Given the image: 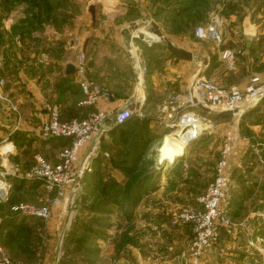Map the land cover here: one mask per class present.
I'll use <instances>...</instances> for the list:
<instances>
[{
	"label": "rangeland",
	"instance_id": "rangeland-1",
	"mask_svg": "<svg viewBox=\"0 0 264 264\" xmlns=\"http://www.w3.org/2000/svg\"><path fill=\"white\" fill-rule=\"evenodd\" d=\"M157 1L0 0V27L8 20L13 21L21 26L20 38L26 40L29 49L43 47L51 64L60 63V66L68 62L75 67L72 81H63L62 88H68L72 82L69 87L78 93L82 83H92L106 92L93 108L80 106L85 98L78 94L72 105L75 110L83 109L80 117L94 109L106 110L99 105L119 99L120 95L110 87L114 82L131 85L134 91L129 103L135 113L131 119L132 131L127 134L116 126L95 150L86 145L73 165L70 184L61 194L48 192L42 182L29 179L37 165L34 158L25 174V191L15 193L18 189L14 185L13 199L10 192L6 199L0 200V248L12 261L20 264H264V127L256 141L250 128L244 131L254 108L240 115L202 109L200 115L205 126L191 130L206 127V131L201 130L191 141H186L184 156L170 163L161 156L164 142L170 137L163 125L165 116L177 101L191 93L198 76L181 92L176 87L177 91H171L169 85L161 89L162 84L156 85L157 90L147 99L143 96L136 99L140 85L136 86L135 79L140 72L147 75L152 63L162 64L159 58L169 56L166 40L186 44L196 64H201V74L207 64L212 67L220 60L223 67L219 74L206 76L219 89L244 91L253 78L264 84V64L260 65L257 59L264 57V47L252 54L251 48L245 47L247 43L243 39L234 42L231 33L236 24L241 26L248 6L244 0H180L177 5L178 0H173L180 13L177 14L166 11L165 0ZM236 14V19H232ZM17 20L20 22L15 23ZM213 23L222 30L219 45L197 37L198 29H207ZM132 24L144 27L133 33L130 58L116 34ZM155 29L162 36L150 31ZM36 35L38 39L33 38ZM41 36L44 38L40 39ZM232 45H236L233 50ZM226 51L231 53L229 59H223ZM245 59L248 73L242 74L239 65ZM238 73L240 79H230L231 74ZM5 86L1 80L0 89ZM108 96L109 99L104 98ZM263 101L264 98L259 105ZM148 103L150 107L145 110ZM53 106L60 107L63 121L73 120L63 115L61 104L49 102L45 103L47 120ZM252 122L264 125V113L255 116ZM185 134L176 140L183 142ZM229 136L235 144L228 161L229 184L220 211L228 212L231 221L219 227V238L195 258L190 247L197 235V224L186 218H200L203 208L198 202L217 178L221 150ZM37 154L52 165L60 163V152L51 157ZM238 171L243 173L241 179L236 175L239 176ZM138 182L140 185L136 186ZM246 190L254 191L257 199L249 201L251 194L235 197ZM43 208L49 211L47 217L33 213Z\"/></svg>",
	"mask_w": 264,
	"mask_h": 264
},
{
	"label": "crops",
	"instance_id": "crops-1",
	"mask_svg": "<svg viewBox=\"0 0 264 264\" xmlns=\"http://www.w3.org/2000/svg\"><path fill=\"white\" fill-rule=\"evenodd\" d=\"M153 1L158 2L157 0ZM149 2H151V0H147V3ZM165 2L168 4L166 5L168 9L166 11H174L180 14L177 12V6H174L173 0H165ZM244 2L248 7H246L247 12L243 15L242 24L240 27L236 24L235 27L231 28V33L234 42L243 39L245 44L247 43L245 47L251 48L250 51L253 54V52L261 51V48L264 47V0H244ZM179 3L180 0L176 1L175 5ZM236 16L237 14L234 15L232 19H236ZM18 22H20V20H17L15 23ZM20 29L21 26L14 24L11 20H8L5 26L0 27V81L3 80L6 83V86L0 89V179L10 184L9 193L11 192L12 195H10L12 199L14 196V185L18 189L15 193L25 191V174L33 165V159L37 153H41L47 157L57 156V154L65 148V140L44 139L41 135L42 125L48 117L45 103L61 104L63 115L69 119V117L74 114L73 110L75 109L72 103L73 101L75 102L76 96L79 94V96L84 99V95L80 88L77 93L74 88L72 89L69 87L74 83L71 82V85L68 84V88H62L63 81H72L73 75L70 76L66 74V68L70 64L66 62L58 66L60 63H56L55 66L47 60V50H44L43 47H31L29 49L25 44L26 40L23 38L22 41V38H20L21 34L19 35L18 32ZM45 33L46 32H44V34ZM116 37L118 43L122 44L128 57L131 58L129 50H127L124 43L123 31L119 29ZM33 38L38 39V36L36 35ZM43 38L44 37L41 36L40 39ZM170 43L177 48L191 52V49L185 46L186 44L182 45L174 41ZM235 46L232 45L230 49H235ZM167 51L169 53L167 58H159L161 61L159 63L162 64H158V62L152 63L150 72L147 75H140L135 79L136 86L138 87V85H140L137 89L139 95L136 98L137 100L142 96L143 99H147L148 95H152V93L157 90L156 85L163 84L161 89L169 85L173 88H169L171 91L178 90V92H181L193 78L201 73V64H196V59L194 61L180 60L172 55L169 47H167ZM257 59H259L260 65L264 64V57H259ZM219 61L220 60L217 59L215 64H212L213 68L207 64L205 69L210 67V70L204 69L202 75L205 77H216L223 67ZM157 68L162 69L157 70ZM246 68L248 69V65L245 59L239 65V73L247 74ZM239 73L234 75L231 74L230 79H232V77L240 79L241 74ZM120 82L121 81L110 84V87L115 93L120 95L117 97L119 99L110 104H101L99 107L106 110H116L132 102L133 98L131 92L133 90L131 91V85L126 87ZM175 87L177 90H175ZM149 107L150 103H148L144 109L148 110ZM250 112L252 113H250L251 116L248 120L250 122L246 123L247 128L244 129V131L250 128L249 131L252 132V136H255L254 140L256 141V137L261 133L264 125L261 123H253L252 121H254L255 116L264 113V101ZM247 116H249V114H247ZM249 123L252 125H249ZM133 126L134 124L130 122L121 129L125 131L124 133L128 134L127 131H132ZM244 155L245 153L242 156V160L245 157ZM183 156L184 155L179 158ZM238 172L239 176L237 173V177H242L243 173L240 171ZM238 178L235 179L238 180ZM30 187H32L31 189L35 188L34 186ZM11 189H13V191ZM246 194H251L249 201L257 199L254 195L255 192L249 190L235 197H243ZM244 202L247 204L248 200L246 201L245 199Z\"/></svg>",
	"mask_w": 264,
	"mask_h": 264
},
{
	"label": "built area",
	"instance_id": "built-area-1",
	"mask_svg": "<svg viewBox=\"0 0 264 264\" xmlns=\"http://www.w3.org/2000/svg\"><path fill=\"white\" fill-rule=\"evenodd\" d=\"M221 28L216 23L211 24L207 29H198L197 37L210 40L216 45L222 41ZM134 38L138 35L134 34ZM130 55L132 56L131 52ZM231 53L226 51L223 59H229ZM137 63V62H136ZM137 65V64H136ZM145 70V67L143 68ZM140 70V68H139ZM203 73V72H202ZM141 75V72L138 76ZM81 91L84 100L80 103L83 107H95L106 92L99 86L92 83H82ZM109 99L108 97H104ZM264 98V84L259 78H253L244 91L232 88L229 91L219 89L202 74L193 83L191 93L177 101L166 113L164 127L170 132L169 136L180 139L188 130L202 124L201 110L215 113L242 114L247 109L255 108ZM200 108V109H199ZM59 106L50 109L49 119L42 129L44 139H59L68 141V145L60 151V163L52 165L43 159L42 155L35 156L37 165L28 175L29 179L42 182L48 192L61 194L70 184L73 165L78 159L81 150L86 146H93L95 150L98 145L108 138L113 127L124 126L135 115L129 105L118 110H91L84 118L63 121ZM206 131L200 128L192 139ZM191 139V140H192ZM190 140V141H191ZM233 139L229 136L228 142L221 150V159L217 165V178L209 186L206 193L201 197L198 204L202 206L203 212L199 219L187 217L197 224V235L190 250L195 258L206 249L212 241H216L220 235V226L229 225L228 212L220 211L225 193L229 184L228 161L233 150ZM10 184L0 179V200L8 197ZM33 213L40 217L48 216V209L33 210ZM185 218V217H184ZM0 264H20L12 261L6 252L0 248Z\"/></svg>",
	"mask_w": 264,
	"mask_h": 264
},
{
	"label": "water",
	"instance_id": "water-1",
	"mask_svg": "<svg viewBox=\"0 0 264 264\" xmlns=\"http://www.w3.org/2000/svg\"><path fill=\"white\" fill-rule=\"evenodd\" d=\"M155 26L156 25L153 24V27L154 28H156ZM143 27L144 26L137 25V24H132L128 29H126L123 32V37L125 39L124 40V43H125V46H126L127 50H130L131 49L133 33L136 32L137 30L142 29ZM156 32H157V30H156ZM158 34H159V36H162L161 33H158ZM166 42L168 44V47H169L170 52L176 58H178L180 60H184V61H194L196 59L193 53L188 52V51L183 50V49H180V48H177L176 46H174L173 44H171L167 40H166ZM74 73H75L74 66L73 65H68L67 68H66V74L71 76Z\"/></svg>",
	"mask_w": 264,
	"mask_h": 264
},
{
	"label": "bare ground",
	"instance_id": "bare-ground-1",
	"mask_svg": "<svg viewBox=\"0 0 264 264\" xmlns=\"http://www.w3.org/2000/svg\"><path fill=\"white\" fill-rule=\"evenodd\" d=\"M151 32H155L156 35L159 37V34L153 30H150ZM158 37L154 36V40H158ZM201 75V73L198 75V77ZM199 128H196L195 130L188 131L185 136L183 137V142L177 141L174 138H166L164 142V147L162 150V159H166L169 162H174L176 158L182 156L184 154V148H185V142L189 141L193 137V133H197Z\"/></svg>",
	"mask_w": 264,
	"mask_h": 264
},
{
	"label": "trees",
	"instance_id": "trees-1",
	"mask_svg": "<svg viewBox=\"0 0 264 264\" xmlns=\"http://www.w3.org/2000/svg\"><path fill=\"white\" fill-rule=\"evenodd\" d=\"M74 111V114H72L70 117H69V119H81L82 117H80L79 115H80V113H81V111H83V109H79V110H73ZM79 116V117H78ZM130 122H132V120H130ZM130 122H128V123H130ZM128 123H126L124 126H121V128H123V127H125ZM61 141V140H60ZM68 141H65V146H67L68 145ZM140 185V182H138L137 184H136V186H139Z\"/></svg>",
	"mask_w": 264,
	"mask_h": 264
}]
</instances>
